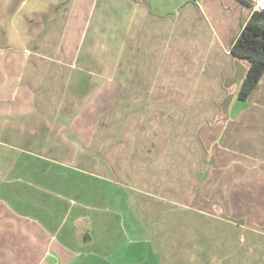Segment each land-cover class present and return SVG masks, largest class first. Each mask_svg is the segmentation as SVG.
Returning <instances> with one entry per match:
<instances>
[{"label": "crops", "instance_id": "0c3cea01", "mask_svg": "<svg viewBox=\"0 0 264 264\" xmlns=\"http://www.w3.org/2000/svg\"><path fill=\"white\" fill-rule=\"evenodd\" d=\"M251 6L0 0V135L30 136L0 146V264H163L132 200L129 221L113 198L90 212L72 173L264 248V74L239 100L249 65L230 55Z\"/></svg>", "mask_w": 264, "mask_h": 264}, {"label": "rangeland", "instance_id": "374dc122", "mask_svg": "<svg viewBox=\"0 0 264 264\" xmlns=\"http://www.w3.org/2000/svg\"><path fill=\"white\" fill-rule=\"evenodd\" d=\"M36 137L38 142L42 141L41 136ZM54 137L59 141L56 144L59 146L63 135ZM87 137L89 138V135ZM29 140L30 136L28 135L14 134L8 131L0 135V146H30ZM75 141L77 142V140ZM88 141L89 139H87ZM6 165L7 161L0 162V169H6ZM68 179L77 180V184H68L72 188L69 192L66 190L65 193L69 198H73L71 200L74 203L86 205L84 207L90 212H93L95 208L112 210L113 206L111 205L101 206L102 200L106 198H113L118 206L121 205L120 202L126 204L132 200L130 207L134 212V226L146 227L145 231L150 243L156 254L162 259L163 264H206V262L208 264H212V262L214 264H264V248L250 243L248 237L243 238L238 230H231L226 225L220 227L221 222L216 219L193 214L185 209L171 206L169 203H156V200L151 198L137 199L131 195L132 192L130 193L129 189L124 191L115 186L107 187L108 185L104 182L83 178V175L72 173ZM80 179L81 184H79ZM82 179H84V183H82ZM120 192H124L123 197ZM115 209L121 215L124 213L121 206L115 207ZM122 216L129 221L130 214L128 212ZM190 224L206 228H192ZM147 248L149 252V247ZM149 254L151 253L149 252ZM139 255L136 253L135 260ZM150 258L155 259V256ZM47 260L51 259L40 255L39 264H50ZM57 261L60 260L54 259L51 264H60Z\"/></svg>", "mask_w": 264, "mask_h": 264}, {"label": "trees", "instance_id": "16d2710c", "mask_svg": "<svg viewBox=\"0 0 264 264\" xmlns=\"http://www.w3.org/2000/svg\"><path fill=\"white\" fill-rule=\"evenodd\" d=\"M238 2L249 5L248 0ZM230 55L249 65L237 93L239 100L246 101L264 74V11H252L232 41Z\"/></svg>", "mask_w": 264, "mask_h": 264}, {"label": "built area", "instance_id": "2783aa9c", "mask_svg": "<svg viewBox=\"0 0 264 264\" xmlns=\"http://www.w3.org/2000/svg\"><path fill=\"white\" fill-rule=\"evenodd\" d=\"M251 3V8L254 11H264V0H248Z\"/></svg>", "mask_w": 264, "mask_h": 264}]
</instances>
